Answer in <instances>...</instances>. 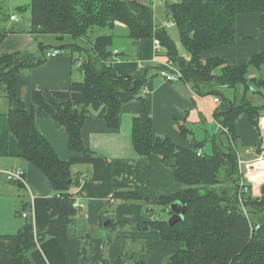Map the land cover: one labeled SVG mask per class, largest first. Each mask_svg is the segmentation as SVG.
<instances>
[{"label":"trees","instance_id":"1","mask_svg":"<svg viewBox=\"0 0 264 264\" xmlns=\"http://www.w3.org/2000/svg\"><path fill=\"white\" fill-rule=\"evenodd\" d=\"M27 9L28 23H14L10 17L15 13L7 12L0 2V44L9 34L17 33L29 34L35 40L43 35L61 37L62 41L51 46L40 44L37 57L28 51L0 54V98L7 99L8 132L17 142L21 160L47 178L53 195L46 201L44 223H33L28 217L14 235H0V264H31V252L47 238H54L66 251L68 240L76 238L77 228L82 232L76 218L78 209L73 207L72 188L86 181L111 179L110 161L84 146L82 127L96 114L108 130H117L122 106L132 101L140 105L131 123L134 151L146 159L158 156L163 166L173 170L182 190L152 201L121 186L106 203L88 202L86 223L103 227L109 220L107 229L120 228L114 238L128 240L132 245L144 241L178 242L180 249L169 254L162 264H264V187L259 197L253 196L251 184L243 181L238 172L236 154L242 148L236 132L238 118L244 116L257 129L259 118L264 115V52L252 55L244 65H230L221 58L202 60L208 50L235 44L239 15H257L258 29L264 32V0L165 2V21L177 29L181 44L191 56L189 62L177 53L166 27L155 23L151 6L136 0H30L28 6H18L14 11L23 13ZM94 29L109 33L93 39V54L76 69L82 80L71 82L69 99L58 106L54 115L65 130L71 154L67 160H61L37 132L34 111L17 109V77L43 64L45 53L53 49L69 53L75 65L79 61L75 55L80 52L77 42L86 39ZM122 29L125 38L133 43L145 38L158 40L167 61L180 71V81L191 85L197 95L218 100L213 119L219 130L210 141V156L204 154L203 143L193 141L189 149H184L154 134L143 94L151 67L124 77L117 76L109 64L119 57L114 39L120 37ZM252 72L258 75L253 73L252 77ZM180 132L191 135L184 127ZM259 144L254 146L257 154ZM83 165L89 170L78 179L72 168ZM220 174L228 179L230 193L216 190ZM112 201L152 202L159 210L179 202L184 213L172 226L168 225L169 218L158 217L140 223H116L105 209ZM25 208L26 205L22 206L17 214L22 217ZM82 234V240L91 235ZM128 251L118 256L114 264H146L141 248L136 253ZM79 257L80 264H89L85 245L80 248Z\"/></svg>","mask_w":264,"mask_h":264},{"label":"crops","instance_id":"2","mask_svg":"<svg viewBox=\"0 0 264 264\" xmlns=\"http://www.w3.org/2000/svg\"><path fill=\"white\" fill-rule=\"evenodd\" d=\"M12 16L17 19L16 23L20 22L16 14ZM153 41L154 39L145 38L133 43L128 39L122 46L116 47L119 57L110 60V66L117 76L124 77L134 75L140 68L151 67L150 79L143 94L152 117L155 135L167 138L184 149H189L193 141L203 143V146L208 142L210 144L212 137L218 133L217 131L210 136L211 134L205 128L209 119L216 124L213 119L216 107L214 105L211 107V96L197 95L191 85L182 81L166 82L160 76L159 69L154 68L160 67L167 58L164 56V51L156 55ZM38 50L41 53L40 43L25 33L9 34L0 44V54L28 51L37 57ZM261 52H264V32L258 29V17L254 14H245L236 18L235 44L208 50L203 53L202 60L221 58L230 65H244L249 57ZM74 66L72 56L67 52H61L17 77V109L34 111L37 132L51 145L61 160H67L71 154L68 151L65 130L54 120V115L58 106L69 99L71 82H77L83 78L77 70L74 71V68H77ZM212 101L218 104L214 102V97ZM139 111L140 105L137 101L124 104L117 130H108L104 120L96 117V114L84 122L81 131L84 146L102 155L111 163L109 181H86L78 188L71 190L74 201L81 205L76 218L85 234L94 232V228L97 227L86 223L88 202L106 203L121 186L130 187L141 197L152 201L162 195L173 196L182 190L181 184L174 179L173 170L163 166L158 156L146 159L138 156L134 151L131 141V123ZM7 112V99L1 97L0 176L4 177L5 182L11 186L4 187L3 193L0 194V227H2L0 235H14L21 228L25 218L19 221L14 218V214L17 213L18 208L25 205L24 212H28L33 223H44L46 201L53 195L47 178L34 166L21 160L17 142L8 132ZM182 127L189 129L191 135L181 134ZM196 127L201 131L200 136L203 137L201 140H197L195 135ZM236 132L243 150L254 147L260 142V131L258 128L251 127L244 116L238 118ZM83 167L76 168V171L72 168V172L78 179L87 169ZM15 169L23 172L25 184L6 181L3 174ZM252 194L255 197L260 196L256 188L253 189ZM110 206L113 208V215L109 214L110 219L116 223H140L160 218L156 214H159L161 210H151L141 202L112 201L109 208ZM168 218L165 216L163 220ZM85 237L88 238L87 235ZM89 243V264H102L103 261L105 264H114L123 251L132 249L136 244L140 245L144 251L146 264H162L169 254L180 249L178 242L144 241L132 245L128 240L107 238L106 241L99 236L90 239ZM79 252L78 239L68 240L65 252L58 247L54 239H50L31 252L30 260L31 264H80Z\"/></svg>","mask_w":264,"mask_h":264},{"label":"rangeland","instance_id":"3","mask_svg":"<svg viewBox=\"0 0 264 264\" xmlns=\"http://www.w3.org/2000/svg\"><path fill=\"white\" fill-rule=\"evenodd\" d=\"M29 1L30 0H0V2L2 3V5L6 9V11L9 12V13H15L20 18L19 21L21 23H27L29 21V18H30V10L27 9L23 13H16L14 11V8H16V6L17 7L18 6H24V7L25 6H28L29 5ZM137 1H139V2H141L143 4L150 5L151 8H152V10H153V12H154V18H155L156 23L162 24L164 26L166 25V21H165V17H164V12H165V10H164V4H165V2L164 1H160V0H156V1H153V0H137ZM172 1L173 0H169V2H172ZM174 1H176V0H174ZM14 22H16V21H14ZM166 30L168 32V35H169L170 39L174 43V45H175V47L177 49V53L179 54V56H181L185 61L189 62L190 59H191V56L187 52V50L183 47V45L181 44V42L179 40V37H178V31H177V29L175 27H166ZM108 33H109L108 30H103V31L100 32L99 30H95L94 29L88 35V37L86 39L78 41L77 43L80 46L79 47L80 48L79 49L80 52H79V54H76L75 55V57L80 61V62L79 61L78 62L81 63V61H84L86 59L87 60L90 59V58H86V57L93 54V52H92V50H93L92 43L94 41L93 39L95 37H98V35H104V34H108ZM120 33H121L120 34V37H116L114 39V46L115 47L122 46L126 41H128V39H126L125 36L123 35V34H125V30L122 29V31ZM36 41L38 43H40V44L45 45V46L54 45L55 42H56V40L53 37L48 36V35L39 36V37H37V40ZM38 52L40 53L39 50H38ZM39 53L36 52L37 55H40ZM46 59H48V58H46ZM74 67H76V64H75ZM174 67L177 68L175 65H174ZM76 69L77 68H74V71H76ZM257 72H259V71H257ZM257 72H252L251 73L252 74V77L254 75L253 73H256V75H258ZM256 100H258V99H256ZM256 100L253 98V101H256ZM213 105L216 108L218 106V104H214L213 103L212 96H211V107H213ZM213 110H215V109L213 108ZM218 127L219 126H217V124H215L212 119H209L208 122L206 123V126H205L206 130L209 132V134H211L210 136H212L214 133H216L218 131ZM195 133H196L195 135L197 136V140L203 139V137L200 136L201 135V131H200L199 128L196 127V132ZM242 149L243 148H239L236 151V154H237V167H238V172L241 173V174H242L243 168H241L239 166V160L240 161H251V160H254V159L257 158L256 154L250 155V156L245 155L244 154V150H242ZM203 152H204L205 155H208V156H210L212 154V148H211V145L209 144V142L208 143H205V145L203 146ZM261 162H264V158L263 157H262V160L259 161L258 163H261ZM83 166L86 167L89 170V167L88 166H85V165H83ZM83 166H76V167L74 166L73 167V171H76V168H81ZM3 178L4 177H1L0 176V194L3 193L2 190H3L4 187L11 186V185L7 184ZM216 190H218L219 192H222L224 190V191H227V193H230L231 185L229 184L228 179L225 180V178L223 177L222 174H220V178L218 179V184L216 185ZM20 198H23V197H20ZM145 205L147 207H150L151 210L152 209H154V211H158L159 210V207L157 205H155L154 203H152V202H147ZM17 208H18V206H17ZM18 209L20 210V208H18ZM18 209H17V211H19ZM106 211H107L106 214H108V216H109V214L110 215H113V208H112V206H110V208H109V205H108L106 207ZM156 215L157 216H160V218L162 217L161 219H164L165 216L167 218L170 216L169 214H161V213L156 214ZM14 218H16L19 221L20 220H23V218L19 214H17L16 212L14 214ZM110 218H111V216H110ZM3 223H5V221H3ZM79 226L81 227L80 223H79ZM106 227L107 226H104V224H103V227L97 226L96 227L97 229L94 228V232H91V235L88 238H85V240L80 239L81 236H83V234L80 231V229L77 228L76 234L74 236L76 238H70V239H78V241H80V248H82L83 245H85L87 251L89 252V247H90L89 241H90V239L99 236V237H102L103 240H106L107 241V238H114L115 237V234L118 231H120V228L119 227L118 228L116 227L115 229H109V228L107 229ZM1 228L2 227H0V229ZM86 233H88V232H86ZM50 239H54V238H47L46 240H44V242L47 241V240H50ZM42 243H39L38 246H40ZM56 243L58 244L57 241H56ZM58 247L63 252H65L60 247L59 244H58ZM139 250H140V245L136 244V245H134L132 247V249L129 250L130 252L128 251V253H136ZM106 256L107 255H105V259H107Z\"/></svg>","mask_w":264,"mask_h":264},{"label":"built area","instance_id":"4","mask_svg":"<svg viewBox=\"0 0 264 264\" xmlns=\"http://www.w3.org/2000/svg\"><path fill=\"white\" fill-rule=\"evenodd\" d=\"M153 1H156V0H153ZM160 1L166 2L167 0H160ZM10 20L17 21L15 16H11ZM169 26H173V24L171 22H168L165 25V27H169ZM153 45H154V52L156 53V55L164 51V49L161 47V44L158 40L154 39ZM59 53L61 52L56 49H53V50L46 52L45 57L53 58L57 56ZM79 66H80V63L77 62L76 67L78 68ZM161 66L162 68L159 70V74L166 82L174 83V82L180 81L181 73L177 68L174 67V65L170 61L166 60L164 63L161 64ZM214 102L218 103V100L214 99ZM258 130L260 131V135H261L260 144L258 146V148L260 149V153L257 154L254 147L245 148L244 149L245 155L250 156V155L256 154L257 158L251 161H240L239 160V166L243 168V171H242L243 181L245 180L247 183L251 184L252 191L254 188H256L260 193L261 188L264 187V179L258 180L256 174L252 172L253 170L252 167L259 164L258 162L262 160V157L264 158V115L261 116V118L258 121ZM199 154H200V151H199ZM3 175L5 176L6 181L19 183L22 185L25 184L23 172L20 171L19 169L5 172ZM81 178L82 177H80V179ZM73 207L75 209H80L81 205L78 202L74 201ZM27 217H30L28 212L27 213L23 212L22 218H27Z\"/></svg>","mask_w":264,"mask_h":264},{"label":"water","instance_id":"5","mask_svg":"<svg viewBox=\"0 0 264 264\" xmlns=\"http://www.w3.org/2000/svg\"><path fill=\"white\" fill-rule=\"evenodd\" d=\"M56 42H61L62 38H55ZM161 214H171L170 218L168 219V225L172 226L177 221H180L182 219L183 213H184V207L179 202H173L169 205L168 208L162 209ZM109 220H107L104 223V226H107L109 224Z\"/></svg>","mask_w":264,"mask_h":264},{"label":"bare ground","instance_id":"6","mask_svg":"<svg viewBox=\"0 0 264 264\" xmlns=\"http://www.w3.org/2000/svg\"><path fill=\"white\" fill-rule=\"evenodd\" d=\"M252 169L254 170V171L252 170V172L254 174H256L258 180L264 179V162H261V163L255 165L254 167H252Z\"/></svg>","mask_w":264,"mask_h":264}]
</instances>
